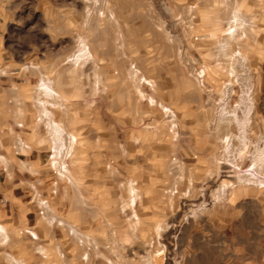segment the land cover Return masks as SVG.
<instances>
[{
    "label": "rangeland",
    "instance_id": "374dc122",
    "mask_svg": "<svg viewBox=\"0 0 264 264\" xmlns=\"http://www.w3.org/2000/svg\"><path fill=\"white\" fill-rule=\"evenodd\" d=\"M7 3L1 42L18 64L0 76L21 85L0 89V160L26 159L19 136L38 149L41 166L21 170L49 209L8 232L3 260L212 264L197 230L235 187L264 188L248 181L264 159V0Z\"/></svg>",
    "mask_w": 264,
    "mask_h": 264
},
{
    "label": "crops",
    "instance_id": "0c3cea01",
    "mask_svg": "<svg viewBox=\"0 0 264 264\" xmlns=\"http://www.w3.org/2000/svg\"><path fill=\"white\" fill-rule=\"evenodd\" d=\"M7 5V0H0V68L12 73L17 69L14 65L18 63L14 59L7 60L6 49L1 42L5 40L6 34L4 26L8 17L5 11ZM8 7L11 8L9 5ZM15 7V5L12 6V8ZM8 22L15 24L17 18L14 17ZM9 76H0V89H8L4 87L7 84L9 88L21 85L8 80ZM15 118L23 120L25 115L18 112ZM18 127L23 128V124L20 123ZM5 131V129L0 130V136ZM15 143L17 144L16 155L24 156L26 159L10 160L9 162L0 160V226L4 229L3 232H0V264H11L8 260L4 261L2 255L16 252L15 242L10 239L8 232L23 227L35 229L38 216L37 202L45 200L49 203L46 197L38 194L39 192L32 187L38 179H35L29 171L21 170L23 163H27L29 168H39L43 156L38 149L27 144L21 136ZM176 163L177 160L174 159L172 165ZM129 181H132L136 188L138 187V181L133 178L124 183L128 184ZM145 185L151 189L158 187V176L150 175ZM234 189H236L234 196L232 197L233 193L229 192L224 197L222 206L216 211L213 219L197 230L207 249L204 254L212 258V264H264V188L253 186L249 190L241 189L239 186ZM169 193H171L170 190L165 194ZM53 194L56 192L53 191ZM58 226L64 227L60 224ZM27 232L33 240L39 239L34 232ZM39 248L41 249L42 246ZM209 249H211L210 252ZM196 252L198 253V251Z\"/></svg>",
    "mask_w": 264,
    "mask_h": 264
},
{
    "label": "bare ground",
    "instance_id": "6f19581e",
    "mask_svg": "<svg viewBox=\"0 0 264 264\" xmlns=\"http://www.w3.org/2000/svg\"><path fill=\"white\" fill-rule=\"evenodd\" d=\"M79 58L80 57H78V60H79ZM41 89H44L45 90V92H46V94L47 95H53V94H55L54 93V91L51 89V87H49V86H47L45 83H42V85H41ZM51 129L52 130H54V131H56L57 133H59L61 136H62V129L58 126V125H56V124H53V125H51ZM73 137V136H72ZM64 144H63V140L61 139V141H60V144H59V146H58V148H56L57 149V153H59L60 152V150H61V147L63 146ZM60 148V149H59ZM264 161V159H263V154L262 153H259L258 154V156L255 158V161H254V166H253V168H252V174H250L249 172V177H248V181L249 182H251L252 180H254V181H252L253 182V184H255V185H257V186H264V178H262L261 177V175H260V173L258 172L260 169H261V163ZM246 173V172H245ZM248 176V175H247ZM258 176H260V177H258ZM258 178H260V179H258ZM256 180V181H255ZM132 191V190H131ZM3 227H1L0 226V232H3ZM73 232V231H72ZM5 233V232H4Z\"/></svg>",
    "mask_w": 264,
    "mask_h": 264
},
{
    "label": "built area",
    "instance_id": "2783aa9c",
    "mask_svg": "<svg viewBox=\"0 0 264 264\" xmlns=\"http://www.w3.org/2000/svg\"><path fill=\"white\" fill-rule=\"evenodd\" d=\"M171 114V113H170ZM169 114V115H170ZM168 115V114H167ZM40 209H41V211H40V213H41V215L43 216V217H46V215H47V212H48V209H49V203L47 202V201H45V200H42L41 202H40ZM61 225V224H60ZM70 234H73V232L72 231H70ZM79 236V244L80 245H84L85 247H87V249H90V247H92L91 246V243H89L90 241L88 240V239H86V238H84V237H80V235H78ZM14 264H22V263H17V262H15L14 261Z\"/></svg>",
    "mask_w": 264,
    "mask_h": 264
}]
</instances>
